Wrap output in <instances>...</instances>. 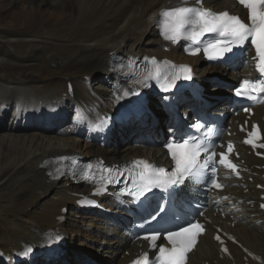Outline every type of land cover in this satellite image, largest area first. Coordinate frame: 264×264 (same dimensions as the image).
Returning a JSON list of instances; mask_svg holds the SVG:
<instances>
[{
    "label": "bare ground",
    "instance_id": "1",
    "mask_svg": "<svg viewBox=\"0 0 264 264\" xmlns=\"http://www.w3.org/2000/svg\"><path fill=\"white\" fill-rule=\"evenodd\" d=\"M10 2L24 19L33 16L41 19L24 31L0 29V264H14L15 255L27 246L48 243L52 229L65 236L70 232V246L82 238L91 252L95 250L93 244L100 242L96 256L102 250L113 256L114 264H124L128 258L121 254L127 240L121 228L111 225L101 215L75 218L82 213L77 206V193L89 189L75 185L68 178L53 180L49 172L52 162L68 156H102L109 163L142 155L161 160L162 151L153 146L144 150L132 142L119 147L108 136L102 146L99 136L91 130L100 115L116 110L131 89L130 77L122 63L127 59L136 61L155 54L195 63L200 76L211 73L208 67L199 65L197 58L182 56L179 48L164 50L168 44L163 42L154 21L164 8L178 6L182 0ZM206 2L220 7L234 5L226 0ZM212 71L228 79L232 77L217 67ZM116 85L121 88L116 89ZM19 97L26 101L28 114L36 111L33 117L38 114L49 120L71 113L74 123L57 130L39 124L28 129L24 124L17 126L15 118L10 126L3 125V106L8 108ZM24 114L22 117L31 116ZM137 125L133 121L128 126L138 134ZM240 196L244 195L240 193ZM68 206L71 211L66 217L62 209ZM257 212L252 209L242 213L246 222L239 223L234 231L245 246L264 258V223L255 224L263 217H252ZM63 217L66 220L61 222L59 219ZM202 242L193 262L199 264L200 259L206 258L231 264L219 259L211 234ZM234 250L235 264L249 261L248 253ZM70 254L50 264H73ZM34 264L47 263L39 260Z\"/></svg>",
    "mask_w": 264,
    "mask_h": 264
},
{
    "label": "snow or ice",
    "instance_id": "2",
    "mask_svg": "<svg viewBox=\"0 0 264 264\" xmlns=\"http://www.w3.org/2000/svg\"><path fill=\"white\" fill-rule=\"evenodd\" d=\"M240 2L250 9L249 20L251 26L245 24L236 16H230L228 13L214 15L202 8L176 7L163 13L162 35L168 41H178L182 37H187L194 42H199V38L205 34H218L223 39L210 41L205 48V51L212 52L217 58H222L232 52L235 47H241L249 42L254 46L256 58L259 61L256 66L259 69L260 78L257 81L245 79L234 90L237 97L247 99L250 98L248 96L249 92L264 93V0H240ZM199 52L200 49L196 48L190 54L196 55ZM182 70L189 71L188 68ZM155 75L156 77L160 76L159 70ZM173 79H178V77ZM185 79H191V77L185 76ZM162 87L164 86L162 85ZM165 91L167 92V88H165ZM242 110L248 111L247 108ZM192 127L199 128L200 125L197 123L193 124ZM255 135L253 133V136ZM245 142L253 144V140H246ZM166 147L174 162V171L169 173L164 168L150 169L145 164L144 168L136 174V177L131 178L132 187L129 190V195L134 199L139 200L153 189L182 185L186 176L198 174L201 167L198 158L201 152L197 145L189 143V138L183 139L178 144L169 143ZM227 150L231 152V143L228 144ZM211 155H215V153L213 152ZM211 155L205 160V164L211 159ZM221 155L223 156V153ZM226 160L227 157L225 156L220 163L223 164ZM230 166L235 167V165ZM124 182V177L121 176L120 183ZM209 185L217 189L221 187L211 177L205 187ZM201 228L202 225L198 221H191L186 226L183 225L177 229L167 231L166 238L171 242L172 248L161 247L159 249L158 264H185V255L191 250L195 237ZM157 235H152L151 239H157ZM217 239H220L219 236ZM136 264H147V259L136 261Z\"/></svg>",
    "mask_w": 264,
    "mask_h": 264
},
{
    "label": "rangeland",
    "instance_id": "3",
    "mask_svg": "<svg viewBox=\"0 0 264 264\" xmlns=\"http://www.w3.org/2000/svg\"><path fill=\"white\" fill-rule=\"evenodd\" d=\"M18 10L19 9H17L16 6L11 4L10 0H0V29H12V30H16V31H24L27 28L35 25L41 19L38 16H33L29 19H24V17L21 16V14ZM100 79H102V76L99 78V80L96 81V84H94V87H96V85L99 83ZM101 84H103V83H101ZM3 114H4V117L7 119L6 114L4 112H3ZM69 117H72V119H73V114H71V113L68 115H67V113L66 114H60L56 118H52L49 120L41 119L42 121H35L36 120L35 119L32 122L29 121L27 124H24V127L30 129L33 125L39 124L40 126L45 127L46 129L57 130L59 127H67L68 125L71 124L68 121ZM12 118H14V117H12ZM50 120H52V122H45V121H50ZM2 123H3V121H2ZM17 124H18L17 126H20V124H23V123H21V121L18 120ZM3 125L8 126L4 123H3ZM121 127H122V129L117 131L118 132L117 135L116 136L114 135V137L112 136L111 138L114 141L118 142L119 147L124 146V145H128V144L130 145L131 143L128 142L129 136L136 134V130L134 128H129L128 125L127 126L123 125ZM0 168H1V166H0ZM37 203H38V201L35 202V204H37ZM70 239H71V237H70ZM88 247L86 246L85 241L82 238H81V241H77L75 243V245L72 246V248H75V249L81 248V250H82L79 252L73 251L69 255V257L74 261L73 264H76V263L77 264H82V263L87 264L91 261L90 258H92V257L96 258L97 257L96 253L93 254L94 252H91L88 250ZM104 255L111 256V254H108V253H104ZM99 256H100V254H99ZM111 257H113V256H111ZM84 258H87V260L85 259L84 261H82ZM97 262L100 264H114L115 259L112 260V262H109L108 260H101V261H97Z\"/></svg>",
    "mask_w": 264,
    "mask_h": 264
}]
</instances>
